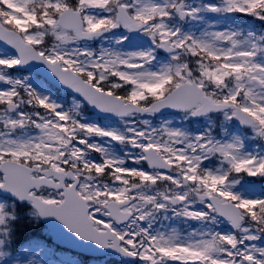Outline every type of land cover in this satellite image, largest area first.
Returning <instances> with one entry per match:
<instances>
[{
    "label": "snow or ice",
    "instance_id": "1",
    "mask_svg": "<svg viewBox=\"0 0 264 264\" xmlns=\"http://www.w3.org/2000/svg\"><path fill=\"white\" fill-rule=\"evenodd\" d=\"M104 257L264 264V0H0V264Z\"/></svg>",
    "mask_w": 264,
    "mask_h": 264
}]
</instances>
